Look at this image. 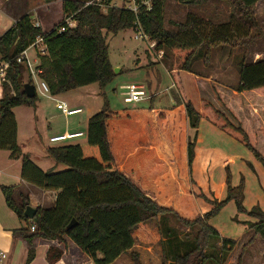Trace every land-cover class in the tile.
I'll list each match as a JSON object with an SVG mask.
<instances>
[{
    "label": "trees",
    "instance_id": "1",
    "mask_svg": "<svg viewBox=\"0 0 264 264\" xmlns=\"http://www.w3.org/2000/svg\"><path fill=\"white\" fill-rule=\"evenodd\" d=\"M112 1L66 0L64 21L50 31L36 26L27 13L0 36V62L8 63L1 81L0 150H9L11 158L21 159L23 180L58 191L54 206H39L35 218L28 219L24 215L27 198L18 205L13 198L15 187L1 185L7 205L27 223L20 231L31 243L38 236L58 241L68 237L95 264H111L125 252H130L135 264H141L139 252L131 250L135 233L141 224L157 222L166 232L161 241V264H264V210L258 204L250 210L245 207V177L233 185L231 167L226 165L227 195L220 201L197 195L192 188L197 129L203 113L191 99L182 98L164 107L155 105L152 97L149 105L121 109H112L106 101L103 109L90 117L84 140L47 148L48 155L64 165L62 170H57V165L44 170L23 151L14 108H36L39 95L27 96L24 86L34 81L31 77L25 81V73L29 74L26 58L19 59L38 36L44 37L47 49L37 65L39 76L52 95L93 83L106 87L113 80L109 33L141 27L159 50L179 58L177 69L187 72H194V64L200 60L208 64L214 47L248 46L264 36L255 12L261 0H224L233 7L228 21L213 24L190 13L185 21L174 22L176 29L165 26L169 0H150V7L140 3L138 12L112 5ZM69 18L76 22L74 26L67 24ZM236 65L239 80L232 90L264 93V58L248 62L242 56ZM204 105L205 115L244 143L264 166V153L249 131L234 124L210 100H204ZM188 127L196 129L193 138L188 136ZM198 196L212 204L204 214L197 205ZM232 200L239 214L254 219L244 222L246 229L239 238L223 236L210 222ZM170 216L189 229L184 239L178 227L165 224ZM73 220L76 225L68 228ZM259 237L263 247L251 255ZM54 250L49 249L50 261L62 257V250L57 255ZM33 256L31 250L28 263Z\"/></svg>",
    "mask_w": 264,
    "mask_h": 264
},
{
    "label": "rangeland",
    "instance_id": "2",
    "mask_svg": "<svg viewBox=\"0 0 264 264\" xmlns=\"http://www.w3.org/2000/svg\"><path fill=\"white\" fill-rule=\"evenodd\" d=\"M65 1L0 0V19H11V15L21 17L29 13L32 15L35 23L39 22L43 24L44 28L50 31L55 25L64 21ZM111 4L127 6L122 0H113ZM107 7V5L103 7L104 11H106ZM1 8L10 12L11 15L6 14ZM232 10V5L224 0H206L198 3L194 0H187L186 2L169 0L165 7V26L169 29H176L174 22L185 21L187 15L190 13L203 17L213 24H219L229 20ZM255 12L260 24L264 28V0L256 5ZM72 23L73 25L76 24L74 21ZM3 26L0 23V31ZM43 26L41 27L43 28ZM137 34L138 31L135 29H125L118 33H109L107 35L109 55L114 65L113 68L115 70L118 67L120 69L123 68V70L114 71L115 77L106 87H101L99 83H93L68 91L61 96L60 99L67 101L70 107L76 103V105L83 108L84 113L71 116V119L80 117L79 121L75 122L76 125H79L80 129L86 130V117L89 114L94 115L102 110L106 101L112 109L149 105L151 100L125 102L123 95L124 89L122 87L127 84H145L149 93H155L154 103L157 106L170 107L178 103L182 98H185L193 100L197 109L205 114L204 100H216L217 105L215 106L222 110L234 124L242 125L253 135V139L256 135L257 138L254 139L256 140L254 143L264 153V109H259L260 113L258 112L256 116L254 114L258 110L253 108L264 99V93L258 92L260 95L257 93L253 94L250 91L237 93L231 88L239 80L236 64L242 56H245L248 62L264 58V36L256 39L248 46L220 45L214 47L211 50L208 64L200 60L193 67V71L198 75L205 79L210 78L203 85L204 83L198 84L195 82L194 77L188 75L187 71L177 75L175 68L180 64L179 58L169 51L164 52L163 50H159L156 46V41L151 40L150 37L148 39L136 38ZM145 53L148 65L139 68L137 58L143 60ZM160 53H162V57H160ZM29 77L28 72L25 73V81H28ZM1 81L2 79L0 80V91H2ZM38 95L42 98V102L45 103V112L39 113L38 118H36L37 115L32 108L27 106L22 107V112H19L20 141L26 144L27 147H30L27 150L29 151L28 154L39 165L43 167L57 165V170H62L65 168L64 165L58 164L41 147L46 144L57 145L64 143H53L49 140V137L52 134L51 131L65 126L66 117L57 109L55 101H50L48 97L42 96L39 92ZM229 108L234 112L235 117L230 113ZM27 109L35 116L34 119L38 129L37 135H34L36 130L35 125L31 121L30 112L26 111ZM31 125L34 126L33 129ZM83 139L85 137L66 142H78ZM237 142L242 144L240 145L241 147L235 146L227 149L235 153L250 152L244 143L239 140ZM232 215L229 209H227L213 221L219 223L218 227H221V231L226 235L238 236L240 224L237 223V219H235V223H232ZM165 224L178 227L182 239H184V234L189 232V229L181 226L172 216H170ZM165 233L164 230H160L157 222L142 225L137 230L138 244L143 246L139 251L141 264L162 263L163 247L161 241L165 237ZM262 240V238H258V241L251 250V255L262 249ZM150 246L151 251H148L146 247ZM240 250L241 248L239 252ZM258 256L261 258V255ZM121 257L124 264H135L129 252L124 253Z\"/></svg>",
    "mask_w": 264,
    "mask_h": 264
},
{
    "label": "crops",
    "instance_id": "3",
    "mask_svg": "<svg viewBox=\"0 0 264 264\" xmlns=\"http://www.w3.org/2000/svg\"><path fill=\"white\" fill-rule=\"evenodd\" d=\"M1 9L5 11L3 8ZM5 12L9 16L11 15L10 12L8 11ZM19 18L20 17H17L15 15H11V19L1 18L0 23L1 25L4 26L0 31V36L7 29H9ZM40 26H43V24H40ZM43 29L47 31L44 28V26ZM27 54L34 65H38L40 63L41 54L36 47L30 46L27 50ZM137 60H138L139 68L148 65V62L146 60V53L144 55L143 60L141 58H137ZM120 70H123V68H121ZM175 72L177 73V75H180L181 73H184V70H179L175 68ZM186 73L194 77V81L197 82L198 84L204 83L203 85H205L207 83L206 81H208L207 79H210V78L205 79L204 77L198 75L195 72H186ZM1 79L2 78L0 76V80ZM142 85H144L147 88L145 84ZM252 93L253 94L257 93L258 95H260L256 91H253ZM64 94L65 93L61 95L50 94V95H42V96L48 97L50 101H55L57 107L58 100H61L60 98ZM150 94L152 97H155V93H150ZM0 95H1V91H0ZM210 101L214 105H217L216 100H210ZM259 103H260L259 105L257 104L255 106L252 103V105L254 106L253 108L255 110H258L255 111L254 115L256 116L257 113L259 112V109L260 110L264 109V99ZM22 107L24 106H18L14 108L18 122V140L23 151L25 153H29V151L27 150H29L30 147H27L26 144L20 141L19 112H22L21 110ZM30 108L34 110V113L37 115L36 118H38L39 113L45 112V103L42 102V98L39 96V101L37 103L36 108L33 107ZM72 108H82V107L74 103L72 105ZM26 111L30 112V110L28 109ZM82 113H84L83 108H82V112L78 114H74L70 116H66L63 114L66 117L65 126L61 128H57L55 130L52 129L53 131H51L52 134L50 135L49 140L52 136L64 134L65 132H76V131L85 132V136L83 137L86 138L88 121L92 115L89 114L86 117V122H85L86 130L80 129L79 125H76L75 123L79 121L80 117L76 119H71V116L79 115ZM32 115H33L32 112H30L31 121H33V124L35 125V129H36L34 135H37L36 134L38 132L36 125L37 123L34 119L35 116L33 115L32 117ZM31 127L33 129L34 126L31 125ZM49 128H51V126H49ZM195 133H196V129L188 127L189 137L193 138ZM251 136L253 138V135ZM255 138H257L256 135L254 139ZM254 141L256 142V140ZM240 145L242 144L237 142V139L235 137L223 131L219 126L214 124L208 118L207 115L203 113V117L197 129L195 159L193 162V178L195 182L192 184V188L197 195L203 193L211 201L213 200L220 201L224 199L227 195L225 167L226 165H230L232 170L233 185L239 184L242 175L245 177V201H244L245 207L248 210H250L254 205L258 204L264 210V166L254 156V154L251 151L243 152V153H235L227 149L235 146L241 147ZM49 146H53V145L46 144V145H42L41 148L43 151L47 152V148ZM37 164L39 165V163ZM53 166L55 165H50V166L47 165L46 167L43 166L41 167L44 170H47L48 168H51ZM21 170H22L21 159L11 158L9 150H0V251H3L5 253L4 257L0 256V264H95L93 259L87 254L83 253V251L68 237H66L64 241L48 240L40 236L35 237L32 243L27 240V238L25 237L26 233L20 231L21 228L27 226V223L26 221L19 218L17 213L7 205L5 195L1 189V185L15 187L13 192V198L18 205H21L23 203V199L27 198L29 204L36 207L41 206L43 208H50L54 206L58 191L45 190L23 180L21 176ZM196 202L202 214L208 212L212 208V204L208 202L204 197H200V196L196 197ZM227 209H229V211L234 215V216L232 215L231 217L232 223L236 222L235 218L237 217V221H238L237 223L240 224L238 236L226 235L225 233H223V231H221L220 229L221 227L220 228L218 227L219 223L213 221L218 216L222 215V213H224V211H226ZM248 220H254V219L246 213L239 214L237 211L236 203L235 201L232 200L229 201L225 205V207L220 211V213L216 215L214 218H212L210 222L220 231V233L223 236L239 238L246 229V225L244 224V222ZM142 225H146V224H141L139 226V229ZM135 238H136L135 245L131 250L139 252L143 246L138 244L137 231L135 233ZM163 239L165 240V238ZM51 247H55L54 252L56 253V255L58 254L59 250L63 251L62 257L59 260L50 261L48 259V252ZM146 248H148V251H151L150 249L151 246ZM31 250L34 251V256L32 261L28 263V257ZM122 255H120L111 264H124V261L121 260Z\"/></svg>",
    "mask_w": 264,
    "mask_h": 264
},
{
    "label": "built area",
    "instance_id": "4",
    "mask_svg": "<svg viewBox=\"0 0 264 264\" xmlns=\"http://www.w3.org/2000/svg\"><path fill=\"white\" fill-rule=\"evenodd\" d=\"M98 1H100V0H98ZM122 1L124 4L127 5L124 7H127V8H129L135 12H138V10L140 8V3L146 4L149 7L151 6L150 0H142V1H140V0H122ZM66 22L68 25L74 26L72 23L73 22L72 20L67 19ZM35 25L40 26V23L36 22ZM64 29H65L64 27L61 28V30H64ZM137 31H138V34L136 35V38H144V39L149 38V36L145 34V32L143 31V29L141 27H138ZM31 46L36 47L39 50L40 54H43L46 52V45L44 43V37L43 36H38L36 41ZM27 50L23 52L19 61L22 62L23 58H26L24 63L28 67L29 76L34 81V85L36 87L37 94L39 92L41 95H50L51 92H50V88H49L48 84L44 80H42L39 76L41 70L38 69L37 65H34L33 62L30 60V58L28 57V54H27ZM160 57H162V53H160ZM7 67H8L7 62H1L0 63V76H1V78L4 77ZM123 89H124V92H123L124 100H125V102H128V103L141 102V101L149 100L152 97L151 94L149 93V91L147 90V88L142 84L130 83V84H127L126 86H124ZM57 108L66 116H70V115H74V114H78V113L82 112V108H72L69 106L68 102H66L64 100H58ZM83 136H85V132H83V131L65 132L64 134L52 136L50 138V141L53 143H60V142H66L69 140L81 138ZM31 231L32 232L36 231V225L33 223L31 225ZM0 256L4 257L5 253L3 251H0Z\"/></svg>",
    "mask_w": 264,
    "mask_h": 264
},
{
    "label": "water",
    "instance_id": "5",
    "mask_svg": "<svg viewBox=\"0 0 264 264\" xmlns=\"http://www.w3.org/2000/svg\"><path fill=\"white\" fill-rule=\"evenodd\" d=\"M120 70V68L116 67L115 68V72H118ZM25 92L27 94L28 97L33 98L37 95V91H36V87L34 84L31 83H26L25 86ZM38 207L33 206L31 204H27L25 211H24V215L28 218V219H34L37 213ZM76 221L73 220L69 225L68 228L73 227L74 225H76Z\"/></svg>",
    "mask_w": 264,
    "mask_h": 264
}]
</instances>
